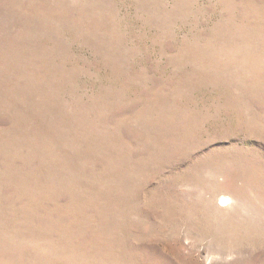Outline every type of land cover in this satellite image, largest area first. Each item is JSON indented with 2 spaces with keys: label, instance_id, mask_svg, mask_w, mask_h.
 <instances>
[{
  "label": "rangeland",
  "instance_id": "374dc122",
  "mask_svg": "<svg viewBox=\"0 0 264 264\" xmlns=\"http://www.w3.org/2000/svg\"><path fill=\"white\" fill-rule=\"evenodd\" d=\"M0 264H264V0H0Z\"/></svg>",
  "mask_w": 264,
  "mask_h": 264
},
{
  "label": "bare ground",
  "instance_id": "6f19581e",
  "mask_svg": "<svg viewBox=\"0 0 264 264\" xmlns=\"http://www.w3.org/2000/svg\"><path fill=\"white\" fill-rule=\"evenodd\" d=\"M243 15H244V14H243ZM224 197H225V195H224ZM224 197H223V198H224ZM225 198H226V197H225ZM225 198H224V199H225ZM217 205H218L219 207H221V206H223V205H225V204H223V203H220V204L217 203Z\"/></svg>",
  "mask_w": 264,
  "mask_h": 264
}]
</instances>
